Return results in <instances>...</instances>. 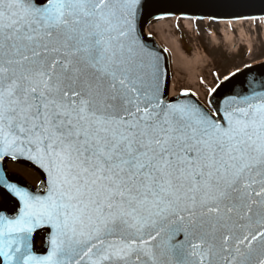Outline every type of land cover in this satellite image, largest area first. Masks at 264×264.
Segmentation results:
<instances>
[{
    "label": "snow or ice",
    "instance_id": "6c2138e0",
    "mask_svg": "<svg viewBox=\"0 0 264 264\" xmlns=\"http://www.w3.org/2000/svg\"><path fill=\"white\" fill-rule=\"evenodd\" d=\"M140 6L0 0V161L47 173H0V264H264V92L166 103Z\"/></svg>",
    "mask_w": 264,
    "mask_h": 264
},
{
    "label": "rangeland",
    "instance_id": "374dc122",
    "mask_svg": "<svg viewBox=\"0 0 264 264\" xmlns=\"http://www.w3.org/2000/svg\"><path fill=\"white\" fill-rule=\"evenodd\" d=\"M163 21L168 27L163 28L164 33L177 38L183 52L180 60L169 53L173 96L191 93L209 110H212L209 97L220 80L246 64L264 59V21L215 23L181 18ZM157 23L149 24L146 31L168 49L156 33ZM10 170L21 174L33 186L39 182L37 175L28 169L11 165ZM38 246L42 247V239Z\"/></svg>",
    "mask_w": 264,
    "mask_h": 264
},
{
    "label": "water",
    "instance_id": "95a60500",
    "mask_svg": "<svg viewBox=\"0 0 264 264\" xmlns=\"http://www.w3.org/2000/svg\"><path fill=\"white\" fill-rule=\"evenodd\" d=\"M167 16H180L185 18L212 19L218 20H236L264 17V0H141L139 15L137 18L136 29L141 44L145 46L152 57L157 58L159 69L161 72V91L166 103L195 104L205 108L193 96H182L175 99H168L169 91V62L167 55L157 46L150 38L144 35L145 26L153 19ZM264 92V62L254 64L235 73L224 81L215 91L211 98V105L214 110L217 106H223L226 98L237 95L252 94V92ZM206 109V108H205ZM8 160L27 165L34 168L42 178V182L37 190L44 186L47 179V173L39 165L25 158L13 160L5 157L0 161V173H2L10 183H16L20 187H24V183L16 177H9L5 168V162ZM23 184V185H22ZM29 190V187H28ZM37 190H32L36 192ZM4 194L7 203L15 206L19 204L11 193L0 188ZM43 194V193H41ZM7 215V207H1ZM45 232V244L42 251L37 250V239ZM51 229L48 226L37 228L32 235L33 251L38 255L46 254L48 250V242Z\"/></svg>",
    "mask_w": 264,
    "mask_h": 264
},
{
    "label": "bare ground",
    "instance_id": "6f19581e",
    "mask_svg": "<svg viewBox=\"0 0 264 264\" xmlns=\"http://www.w3.org/2000/svg\"><path fill=\"white\" fill-rule=\"evenodd\" d=\"M250 20V19H249ZM166 23H164V21L162 19L159 20V23H157L156 25V33L159 36V39L164 42L166 44V46L168 47V52L170 54H172L176 60H180V58L183 57V52L182 49L180 48V45L178 43L177 38H174L170 35H166L163 31V28L167 27V25H165ZM173 85H170V92H169V98H173Z\"/></svg>",
    "mask_w": 264,
    "mask_h": 264
},
{
    "label": "flooded vegetation",
    "instance_id": "af4514ba",
    "mask_svg": "<svg viewBox=\"0 0 264 264\" xmlns=\"http://www.w3.org/2000/svg\"><path fill=\"white\" fill-rule=\"evenodd\" d=\"M8 166H10V165H8ZM13 174H15V173H13ZM23 179H25L22 175H20ZM5 205H7V201H6V199L4 198V196L2 195V194H0V207H2V206H5ZM7 207V212H9L10 213V210L14 207L13 205H7L6 206Z\"/></svg>",
    "mask_w": 264,
    "mask_h": 264
}]
</instances>
